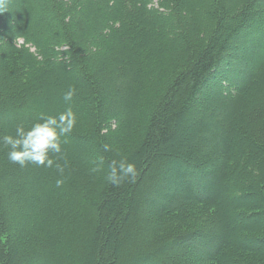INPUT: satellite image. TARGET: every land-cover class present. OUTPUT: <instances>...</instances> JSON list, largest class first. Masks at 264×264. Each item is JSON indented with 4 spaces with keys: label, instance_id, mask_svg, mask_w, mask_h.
Here are the masks:
<instances>
[{
    "label": "trees",
    "instance_id": "16d2710c",
    "mask_svg": "<svg viewBox=\"0 0 264 264\" xmlns=\"http://www.w3.org/2000/svg\"><path fill=\"white\" fill-rule=\"evenodd\" d=\"M20 4L13 20L0 14V136L68 107L75 127L90 122L61 138L62 174L13 164L0 144V264H264V57L239 70L236 52L264 34V0ZM217 75L230 92L207 91ZM210 120L214 133L195 129ZM122 159L137 175L114 184L109 165ZM227 176L236 190L221 204L213 184ZM181 222L189 231L143 241Z\"/></svg>",
    "mask_w": 264,
    "mask_h": 264
},
{
    "label": "clouds",
    "instance_id": "9594fccd",
    "mask_svg": "<svg viewBox=\"0 0 264 264\" xmlns=\"http://www.w3.org/2000/svg\"><path fill=\"white\" fill-rule=\"evenodd\" d=\"M7 10V0H0V14ZM75 95L74 89L64 93L63 99L68 102ZM76 124V116L71 107L56 115H44L30 127L17 125L13 134L0 136V144L7 147L9 162L25 167L28 164L51 168L55 165L62 174L63 167L55 162L62 157V137L70 134ZM105 150L108 146L105 145ZM95 170V169H94ZM137 175L134 163L127 160L112 161L109 165L107 179L119 184L125 177L133 180ZM63 184L62 179L56 181L57 187Z\"/></svg>",
    "mask_w": 264,
    "mask_h": 264
},
{
    "label": "rangeland",
    "instance_id": "374dc122",
    "mask_svg": "<svg viewBox=\"0 0 264 264\" xmlns=\"http://www.w3.org/2000/svg\"><path fill=\"white\" fill-rule=\"evenodd\" d=\"M243 1H248V0H243ZM7 2H8V4H7V10L6 11L10 15H8L5 19L6 20H9V19H12L13 20L15 18L14 17L15 14H19L20 12L23 11V4H20V0H7ZM19 6H20V8H19ZM16 24H14V25H16ZM261 35L262 36H259L257 38V40H255V44H254L255 46L254 47H250V45H247L245 43L244 44L237 45L236 50H238V51H236V52L240 55L238 57L239 58V62L237 63V68L239 70L242 69V68H244V66H245V68H247V71H248V68L252 67L261 57L262 58L264 57V34H261ZM256 36L257 35H255V37ZM105 56H106L105 53L104 54L101 53V54L93 55L92 58L89 59V63L91 64V66H93L96 63V65H94L95 66L94 69H96V67L97 68H100V67L103 68V67L106 66L105 65V62H104ZM107 67H108V65H107ZM112 69L115 70L116 69L115 66ZM221 69L222 70L223 69L224 70L226 69V74L225 75L227 76V73L229 72V69H227V64H225L223 67H221ZM220 73H221V71H220ZM236 75L238 76V75H240V73H238ZM247 75H248V73H247ZM112 76L114 78H116L114 75H112ZM119 77H121V76H119ZM217 77H216V79L219 80V81H217V83L214 84L213 86H212V84L209 85L207 91L209 93L212 92V93H218V94H219V91L220 90H221V92H226V93L227 92H230L232 87L230 85L223 84L224 82H226L225 80L227 79V77L223 78L222 76L220 77V75L219 76L217 75ZM102 78H107V75L106 74H103L102 75ZM115 81H116V79H115ZM61 83L63 84V81L60 80V84ZM66 87H67V85H62V88H66ZM199 107H200V105H199ZM86 118H88V117H86ZM89 122H90V119H85V120L84 119H81V121H78L77 122L78 123L77 124V127H74L73 131L74 132H76V131L77 132H82V128L83 127L86 128L89 125ZM116 124H117V122H116L115 119H113V120L110 121V127L112 129L110 131H113L114 132L117 129V128H115L116 127ZM213 125L218 126L215 121H211L210 120L209 122L202 123L200 125L201 126L200 128H195V129L197 131L203 129L204 131H209L212 134V133H214L213 132V129H211L213 127ZM110 139L113 140L112 141L113 142L112 143L113 146L117 150H119L120 152L122 151V153H124V146H123L124 143L122 141L114 138V137H111ZM127 146L130 147V144H128ZM77 147H79V145ZM195 149H196V147H195ZM195 149L194 148H190V151H195ZM208 162L210 163V165L214 169H217V168H218V170L221 169L219 167L220 163H219L217 157L213 156L212 158H209L208 159ZM212 175H213L212 178H213V180L215 182L217 180V177H219V175H217L216 172L212 173ZM213 187L218 191V196L215 198V201H217V202H219L221 204H224L225 202L231 203L230 202L231 195H233L235 193L236 186L233 185V182L230 181V179L228 178V176L225 177L220 183H214L213 184ZM175 192L177 194L179 193L177 190H175ZM169 196H171V195H168L166 193L165 196H164V201H168L169 200ZM251 200H255V198H253ZM204 214H206L205 211H203V214H201L198 217V220H195V222H196L195 225L198 226L197 228H201L202 227L206 231V230H208L210 228L211 222H210V220H208V217H204ZM227 219L228 218H226V220ZM236 221L237 220L232 221V225L229 226L231 231H233V229L235 228ZM233 223H235V224H233ZM167 226H171V224H167ZM167 226H164L163 225V227H161L159 230L156 229L154 231L148 229L147 234L143 237V241L144 242L146 241L145 244L148 245L150 243L151 245H158L161 242L169 239V237H172L175 234L182 233V231L183 232L184 231H189L188 230V224H185L184 222H181L180 224H178V226L172 232H171V230H168ZM151 228H152V226H151ZM221 236H222V234H221ZM219 239H220V236H219ZM191 244H192L191 246L193 248V245H195V244L194 243H191ZM217 244H218V242H216L214 244V246L216 247ZM192 259L198 261L199 264H207L205 262V259L201 256V254L199 255V257L192 256ZM224 264H226L225 261H224Z\"/></svg>",
    "mask_w": 264,
    "mask_h": 264
}]
</instances>
